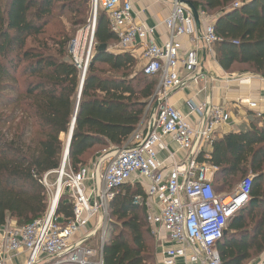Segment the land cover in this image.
Listing matches in <instances>:
<instances>
[{"label": "trees", "instance_id": "16d2710c", "mask_svg": "<svg viewBox=\"0 0 264 264\" xmlns=\"http://www.w3.org/2000/svg\"><path fill=\"white\" fill-rule=\"evenodd\" d=\"M191 1L217 15L219 65L264 78V0H244L239 7L233 6L236 0ZM88 3L0 0V226L8 220L28 224L49 208L44 177L63 165L68 138L62 135L71 131L83 72L69 52L70 38L41 37L58 14L85 15ZM95 40L67 168L78 169L96 148L122 145L145 117L158 84L137 67L132 52L99 50L118 40L103 9ZM207 161L218 167L212 181L217 192L231 191L240 176L255 175L249 203L231 219L218 244L223 264H245L253 252H264V121L218 137ZM143 194L140 185L127 183L111 201L104 264H158L146 209L133 202ZM57 213L71 217V204L62 198Z\"/></svg>", "mask_w": 264, "mask_h": 264}, {"label": "built area", "instance_id": "2783aa9c", "mask_svg": "<svg viewBox=\"0 0 264 264\" xmlns=\"http://www.w3.org/2000/svg\"><path fill=\"white\" fill-rule=\"evenodd\" d=\"M243 1L236 0L233 6L239 7ZM92 2L93 20L71 41L69 52L79 67L78 59L91 58L97 13L103 9L118 38L109 50L133 53L142 48L141 70L158 79L146 112L149 116L145 115L122 145L110 147L89 164L78 169L62 165L55 172L56 190L44 215L25 225L8 220L0 226V264L22 252L27 255L25 264H104L109 205L127 183L144 190L133 202L146 209L161 264H177L179 259L185 264H223L218 244L231 219L249 203L255 175L249 174L231 191L217 192L212 181L218 167L207 161L208 149L218 138L219 128L230 123L231 111L208 99L189 100V113L197 116L191 121L169 102L174 92L205 79L199 53H213L220 41L215 30L217 16L198 10L199 31L191 9L181 0H169L171 12L163 22L169 38L158 44L157 26L136 21L133 0ZM182 37L189 38L191 48L184 49ZM247 103L257 107L254 101ZM165 136H171L186 152L183 158L169 151ZM162 151H168L167 160L160 159ZM49 174L44 177L46 187ZM62 198L72 206L69 218L57 213ZM99 232L102 244L97 253L88 243ZM256 264H264V260Z\"/></svg>", "mask_w": 264, "mask_h": 264}, {"label": "crops", "instance_id": "0c3cea01", "mask_svg": "<svg viewBox=\"0 0 264 264\" xmlns=\"http://www.w3.org/2000/svg\"><path fill=\"white\" fill-rule=\"evenodd\" d=\"M133 5L136 21L143 22L149 26H157L155 41L158 44L164 43L169 38L168 30L163 24L171 12L169 0H133ZM181 41L185 50L192 47L188 37H182ZM142 51V48H139L133 54L136 58H141ZM199 57L204 65L205 79L199 84L192 83L174 92L169 97L171 104L175 105L191 121H195L197 116L189 113L187 104L189 100L200 102L208 99L216 105L225 106L231 111L232 118L230 123L224 124L219 128V138L226 133L249 126L251 121H264V78L261 75L251 71L240 70L227 72L219 65L213 53L206 54L205 51H200ZM142 65L143 61L141 67ZM249 101L256 102L257 107L251 108L247 103ZM259 112L262 113L261 117L258 116ZM165 141L169 151L176 153L178 158H183L186 155V152L180 148L171 136H165ZM208 150L212 152V148ZM167 156L168 151H162L159 154L161 160H167ZM168 163L169 161L166 162V164ZM18 254H12L7 264H14V259ZM157 258L158 264H161V256L157 255ZM262 260H264V253L258 262ZM177 264L185 263L183 259H179Z\"/></svg>", "mask_w": 264, "mask_h": 264}, {"label": "rangeland", "instance_id": "374dc122", "mask_svg": "<svg viewBox=\"0 0 264 264\" xmlns=\"http://www.w3.org/2000/svg\"><path fill=\"white\" fill-rule=\"evenodd\" d=\"M87 9V12L85 15H71V12L69 10H66L65 12H63L64 16L60 17L58 14L57 18L55 21H52V23H50L46 28H45V35L42 36L43 37H48L51 38L55 41H61L64 40V38H70V43L72 40H74L77 35L79 34V32L81 30H83L84 32L88 29L89 24L92 22L93 17H94V8H93V2L92 0H89V3L85 6ZM102 9L99 8V11H101ZM62 11H60L59 13H61ZM98 13H97V17H98ZM213 15H215L214 13H211ZM95 45H96V40H94V49L93 52L95 50ZM109 50V47H108ZM213 55L216 56V52H215V45L213 47ZM91 59V58H90ZM90 59L87 61V59H84V63L81 64L79 68H81L82 72H84L85 66L88 62H90ZM138 61V65L137 67L140 69L141 68V63L142 60L141 58H137ZM106 67V66H103ZM149 115H146V118H148ZM63 139L67 140V136L66 135H62ZM212 148V146L210 147ZM109 147H99L96 148L93 152H90L86 158H85V162L84 164H89L92 160H95L96 158H98L99 156H101L105 150H108ZM249 174H252V172H250ZM248 174V175H249ZM245 177V176H244ZM243 176H240L234 183V186L230 189H234V187H236L238 185V183L244 178ZM58 180V174L53 173L48 177V183H49V187H47V199H48V203L50 205L52 198H53V193L56 190V183ZM227 190V189H226ZM110 213V211H109ZM109 217L111 219V216L109 214ZM15 223V222H14ZM111 224L112 222L110 221V224L108 226V231H107V235L104 239V244L107 242V240L110 238L111 236V232H112V228H111ZM254 227L253 224L250 225V228ZM101 244H102V240H101V233L99 232L89 243H88V247L92 248L95 252H99L100 248H101ZM264 253V252H263ZM263 253H257L256 251L253 252V256L251 258L250 261L245 262V264H256L259 261V258H261V255ZM27 260V255L26 253H19L18 255H16L15 259H14V264H24V262ZM158 261V259H157Z\"/></svg>", "mask_w": 264, "mask_h": 264}, {"label": "water", "instance_id": "95a60500", "mask_svg": "<svg viewBox=\"0 0 264 264\" xmlns=\"http://www.w3.org/2000/svg\"><path fill=\"white\" fill-rule=\"evenodd\" d=\"M181 2L183 4H186L191 9V11H192V13L194 15L195 21H196L197 28H198L199 31H201V28H202L201 25L202 24H201V20H200V17H199L198 9L195 7V5L192 3L191 0H181ZM107 47H108L107 44H103V45H101L99 47V50L100 51H106V50H108ZM87 68H88V63L85 66V69H84V72H83V76H82L78 102H77L76 111H75V115H74V121H73V124H72V127H71V131H70V134H69V137H68V141H67L66 151H65L64 160H63V166L66 165L68 156L70 154V146H71V142H72V138H73L75 121H76V117H77V113H78V109H79V102H80V98H81V94H82V90H83V85H84V82H85V76H86V73H87ZM156 106H157V104H156ZM226 232L227 231L225 230V234H226Z\"/></svg>", "mask_w": 264, "mask_h": 264}, {"label": "bare ground", "instance_id": "6f19581e", "mask_svg": "<svg viewBox=\"0 0 264 264\" xmlns=\"http://www.w3.org/2000/svg\"><path fill=\"white\" fill-rule=\"evenodd\" d=\"M78 62H79V64H83L84 63V61L82 62V59L81 58L78 59Z\"/></svg>", "mask_w": 264, "mask_h": 264}]
</instances>
